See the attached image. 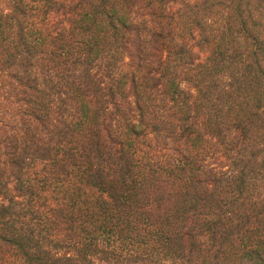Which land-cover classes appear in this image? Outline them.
Masks as SVG:
<instances>
[{
	"label": "trees",
	"instance_id": "trees-1",
	"mask_svg": "<svg viewBox=\"0 0 264 264\" xmlns=\"http://www.w3.org/2000/svg\"><path fill=\"white\" fill-rule=\"evenodd\" d=\"M0 264H264V0H0Z\"/></svg>",
	"mask_w": 264,
	"mask_h": 264
}]
</instances>
